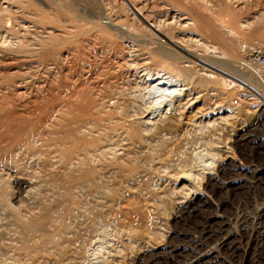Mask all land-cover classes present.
I'll return each mask as SVG.
<instances>
[{"label":"rangeland","instance_id":"obj_1","mask_svg":"<svg viewBox=\"0 0 264 264\" xmlns=\"http://www.w3.org/2000/svg\"><path fill=\"white\" fill-rule=\"evenodd\" d=\"M131 2L217 69L127 0H0V264H264V0ZM153 73L188 82L168 112Z\"/></svg>","mask_w":264,"mask_h":264},{"label":"bare ground","instance_id":"obj_2","mask_svg":"<svg viewBox=\"0 0 264 264\" xmlns=\"http://www.w3.org/2000/svg\"><path fill=\"white\" fill-rule=\"evenodd\" d=\"M128 2H129V6H130V8H131V10H132V12H133V14L135 15V17H136V19L137 20H139V22L140 21H142V22H144V23H146L147 25L146 26H148L149 27V29L152 31V32H154V33H156V34H158L159 36H160V38L162 39V41H164L163 43H166L167 45H170L171 47H175V48H177V49H181L185 54L184 55H186V56H188V57H192V58H194L195 60H197V61H199V62H201L203 65H206V66H211L212 68H216L217 69V67L216 66H218V65H216L215 66V64L213 65L211 62L212 61H207L205 58H203V56L201 55V54H199V53H195V52H190V50L188 51V50H183L181 47H180V45L176 42V41H172V40H170V39H168V37L166 36V34H164L163 32H161L160 30H159V28H158V26L156 25V23L154 22V21H156V20H151L150 18H149V16L150 15H148V14H146V15H144L139 9H137L134 5H133V3L130 1V0H127ZM159 2H160V0H159ZM158 2V3H159ZM168 9V8H167ZM170 13V12H169ZM148 15V16H147ZM161 16V15H160ZM171 17H172V15H171ZM164 18H165V16H164ZM177 18V17H176ZM175 18V19H176ZM179 18V17H178ZM153 19V18H152ZM165 19H167V18H165ZM169 19V18H168ZM180 19V18H179ZM188 18L185 16V17H182L180 20L182 21H186ZM178 20V19H177ZM141 22V23H142ZM117 24V23H116ZM115 24V25H116ZM186 25V24H185ZM113 26V25H112ZM118 26V25H117ZM117 26H115V28L117 27ZM187 26V25H186ZM119 27V26H118ZM115 28H113V29H115ZM166 44L164 45V50L165 51H169L170 49L168 48V47H166ZM162 45V44H161ZM132 57V56H131ZM130 57V58H131ZM212 58V57H211ZM191 59V58H190ZM193 59V60H194ZM194 60V61H195ZM211 60V59H210ZM139 66H140V64H139ZM146 77V76H145ZM260 77V76H259ZM146 81L147 82H149L148 84H149V86H150V88H149V90H148V94L149 95H151L153 98H154V102H155V104H157V108L155 109V111L157 112H159V114L160 113H162V112H168L169 110H171L172 109V100H171V98H173L174 96H177V95H181V93H182V91H184L185 89H187V87L186 88H184L185 87V83H188V82H186V79L184 78V79H181V78H177V77H174V76H172V75H165V74H159V73H153V74H149V76H148V78L146 77ZM189 80V79H188ZM262 80V79H261ZM145 81V80H144ZM264 85V84H263ZM252 90H254V89H252ZM254 92H255V96H257V95H259V96H257L258 97V99H261L260 100V102H262V108L264 109V96H262V95H260L256 90H254ZM210 95H212V94H210ZM215 96V95H214ZM211 97V96H210ZM218 97V96H217ZM191 98V97H190ZM195 98V97H194ZM186 99H188V98H186ZM197 99V98H196ZM196 99H194V100H196ZM174 100V99H173ZM255 100V99H254ZM188 101H189V99H188ZM190 102H191V100H190ZM189 102V103H190ZM194 102V101H193ZM210 102V101H209ZM208 103V102H207ZM257 103H259V102H257ZM178 104V103H177ZM183 105V104H182ZM188 105V104H187ZM191 105H192V103H191ZM69 106V105H68ZM180 107V106H179ZM187 108V107H186ZM205 109H207V108H205ZM154 111V112H155ZM177 111V110H176ZM201 112H204V114L206 113H208V110H201ZM180 113V112H179ZM155 114V113H154ZM209 114V113H208ZM214 114V113H213ZM203 115V114H202ZM196 116V115H195ZM192 118V117H191ZM190 119V118H189ZM218 119V118H217ZM6 121V120H5ZM190 121V120H189ZM214 121V120H213ZM7 122V121H6ZM194 124H196V123H194ZM70 126V125H69ZM74 129V128H73ZM7 131V130H6ZM244 134V133H243ZM251 134V133H250ZM253 135V134H252ZM241 134L240 135H238L237 136V139H240L241 138ZM247 137V136H246ZM252 141V140H251ZM261 151H263V150H261ZM259 153V152H258ZM26 156V155H25ZM24 158V157H23ZM248 171H250V170H248ZM261 174H254L253 175V179L251 180V181H248L249 182V184H248V186H251V187H255L256 188V190H264V175H261ZM31 176V175H30ZM29 178V177H28ZM212 180L215 182V183H217L218 185H220V187H222V188H226V187H229L230 186V188H232V186H233V183L234 182H237L238 180H240V178L239 177H230V183H229V180L227 179L226 180V178L225 177H221L220 176V172H219V174L217 173V174H214L213 176H212ZM241 185V184H240ZM235 188H238V187H235ZM257 188H259V189H257ZM232 190V189H231ZM233 191V190H232ZM182 203H184V202H182ZM202 203H204V205H205V209L207 210V209H209L210 211V214H209V217L210 216H215V217H217L218 219H219V221H220V223H221V225L218 227V229L221 231V233H220V237H219V239H218V241H220L221 243H222V245H224L225 247H228L229 246V248H230V230L229 229H227V227H228V224H229V221L231 220V218H230V220H229V218H227L226 216H225V213L226 212H223L222 210L226 207V206H221V204H216L215 202H212V200H211V198L209 197V196H205L204 198H203V202ZM187 205V204H186ZM230 208H232L233 207V204L230 202ZM203 207V206H202ZM227 208V207H226ZM200 210H202V209H200ZM204 211V210H203ZM194 212V211H193ZM187 213V212H186ZM189 213H192V210H190V212ZM179 219H180V217H179ZM183 219V218H182ZM230 224H231V221H230ZM40 228V227H39ZM177 244H174V245H171L172 246V249H171V251H166L165 253H166V256L168 257V258H166V259H175V261H179L180 260V258H181V255H180V253H184L183 252V250L182 249H180V247H179V243L178 242H176ZM169 248V247H168ZM228 249V248H227ZM203 250H205V249H203ZM202 250V251H203ZM224 250V249H223ZM201 251V247H200V244H199V242L197 241V242H195V244L193 245V247H191V249H189L187 252H185L184 253V257H186L185 258V260L184 261H186V262H184L185 264H195L196 262V260H200V258H198V257H200V252H202ZM230 251V250H229ZM171 253L173 254V256L174 257H172L171 256ZM203 253H205V252H203ZM207 253V252H206ZM215 253V252H214ZM213 257H216V255H214L213 253H211L210 255H208V256H205L204 258L205 259H212ZM182 260V259H181ZM180 260V261H181ZM209 261V260H208ZM182 262V261H181ZM191 262H195V263H191ZM198 262H200V261H198ZM180 263V262H179ZM173 264V263H172Z\"/></svg>","mask_w":264,"mask_h":264},{"label":"built area","instance_id":"obj_3","mask_svg":"<svg viewBox=\"0 0 264 264\" xmlns=\"http://www.w3.org/2000/svg\"><path fill=\"white\" fill-rule=\"evenodd\" d=\"M262 64H264V53L261 50L256 49L252 51L251 63L249 64V66H243L244 63H241L240 69L243 71H247L250 74L259 75V73L264 68V66H258V65H262ZM262 81L264 84V80Z\"/></svg>","mask_w":264,"mask_h":264}]
</instances>
